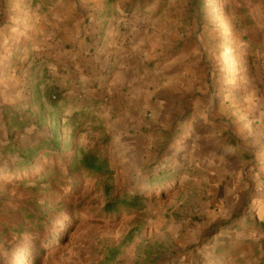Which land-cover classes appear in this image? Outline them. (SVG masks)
<instances>
[{"label": "rangeland", "instance_id": "obj_1", "mask_svg": "<svg viewBox=\"0 0 264 264\" xmlns=\"http://www.w3.org/2000/svg\"><path fill=\"white\" fill-rule=\"evenodd\" d=\"M31 1L0 0V170L14 167L0 174V231L20 223L21 206L50 212L51 222L43 233L24 235V243L5 241V252L0 240V264H210L224 243L242 249L235 262L264 264V36L256 38L264 33V0H168L160 11L154 0L142 11L135 7L129 18L124 10L131 0H108L109 28L118 37L112 32V43L103 47L93 40L98 45L90 46L89 56L83 48L82 58L107 59V71L124 60L131 88L73 94L89 120L75 138L76 150L98 152L112 175L83 176L76 188L56 190L43 183L44 159L19 171L21 161L13 154L51 134L48 118L43 128L34 123L38 107L31 102L42 71H53V48L44 33L33 43L29 20L33 9L46 10L50 0H35V6ZM105 1L90 2L96 16ZM96 30H88L90 38ZM21 33L30 41L22 42ZM4 108L21 116L24 111L30 126H7ZM80 110L58 108L63 142L71 115ZM181 114L189 119L180 121ZM165 132L173 142L161 162L183 176L160 190L146 189L154 200L139 212L98 218L106 199L139 187L157 163ZM232 136L252 161L222 152ZM62 163L48 161L65 170ZM47 200L54 209L43 207ZM232 218L253 227L205 241L212 227Z\"/></svg>", "mask_w": 264, "mask_h": 264}, {"label": "trees", "instance_id": "obj_2", "mask_svg": "<svg viewBox=\"0 0 264 264\" xmlns=\"http://www.w3.org/2000/svg\"><path fill=\"white\" fill-rule=\"evenodd\" d=\"M154 0H131L129 1V8L124 10L126 18L131 16L130 11H132L135 7L140 11L145 9V7L151 5ZM254 1V0H252ZM32 4L36 5V1L32 0ZM108 3V2H107ZM168 0H158L157 10L160 11L167 7ZM241 1V5H242ZM33 4V6H35ZM110 3L106 4L109 6ZM255 4V2H252ZM48 9V7H46ZM44 10L45 12L47 11ZM243 9H246L243 3ZM4 10L0 14L1 17H4ZM4 14V15H3ZM3 15V16H2ZM85 17L83 24L89 26V30L91 28V23H93L94 19H99L106 17L105 15H97L95 13L94 17ZM110 17H106V23L110 22ZM2 22V19H1ZM0 22V23H1ZM89 23V24H88ZM105 23V22H104ZM14 29V28H13ZM12 29V30H13ZM98 30V29H97ZM96 30V31H97ZM21 31V30H20ZM19 32L17 30L15 33ZM102 31H97L93 36H87V44L88 47L84 50L85 54L87 52V56L93 53L90 46L93 44L101 45V47L106 45L108 40H105ZM28 34L21 33V41L25 42L26 40L30 41V37ZM264 33L259 34L256 38L263 39ZM107 39V38H106ZM93 40H97L98 42H93ZM253 44V43H252ZM257 45V44H254ZM40 59V58H39ZM166 63V62H164ZM108 67H106L104 71L105 76H109L111 74V70L107 71ZM47 71V72H45ZM42 80L38 84H36L35 88H33L32 92L34 93V98L32 99V104H36L38 107V112L35 113L33 119L34 123L40 128H43V124L45 119L48 118L46 122L49 126L50 136L44 138L43 140L34 142L30 144L26 148H21L13 152L14 155L18 157V160L21 161L17 163L20 170H29L34 165H42L41 160L44 159L46 163L43 167L42 176H46L43 183L49 184L51 186V190L61 189L64 186L76 188L77 187V179L83 176H89L90 178H98L103 177L104 175L111 176L113 169L109 167L108 160L104 157L99 156V153L95 150H91L88 152H84L82 150H76V141L75 138L78 134L82 133V127L89 121L84 114V109L87 107L82 105L81 100L76 96L77 94H73V92H82L83 90H87L89 87L81 88L79 84H73V86H68V80L65 85L59 84L57 80H53L51 77V73L48 72L47 68L42 71ZM70 84V82H69ZM73 94V95H69ZM93 107V106H90ZM58 108L61 109H82L79 112H75L71 115L67 125L70 127V132L66 134V140L63 142L61 132L64 129V126L61 124V117L57 113ZM4 114L2 119L6 122V125L13 126L14 130L24 131L29 124L28 118L22 114L14 112L9 108H4ZM7 116L10 117L9 123L7 120ZM189 119V115H180V121H186ZM191 122V120H189ZM66 128V126H65ZM163 137L166 139V143L163 148L160 150V154L157 158L156 165L149 166L147 168L148 172L141 179L142 181L139 184V187L130 190L128 193L120 194L119 196H112L109 199H106V202L103 207V214L99 215L98 218H105L106 216L116 215L122 212L125 213H133L139 212L143 209L144 203L150 202L154 200V196H151L147 190L157 189L160 190L164 185H168L175 180H178L182 174H177V172H172L170 170H165L166 165L169 163H162L161 159L166 155L169 151V145L173 142V138L165 132ZM238 140L236 137L232 136L226 142L222 144V152L226 154L234 155L235 157L241 158L244 161H252L253 157L248 152H243L239 148H237ZM11 150V148H8ZM76 150V151H75ZM71 153L67 158L63 157L64 153ZM60 158L63 161V165L65 166V170L63 167H56L48 164L50 159L56 160ZM14 167H7L4 170H0V174L2 172H12ZM47 191L49 194V198L52 197L51 192ZM110 189L107 191L106 197L110 193ZM163 191V190H161ZM48 198V199H49ZM39 200V199H38ZM37 201V200H36ZM38 202V201H37ZM50 200H47L43 203V207L45 209H54V206L49 203ZM39 203H42L39 201ZM24 208V209H23ZM26 208V209H25ZM40 213L34 209L29 210L27 206L19 207V213L21 214L19 220L20 223L18 225H13L12 223L8 224L4 231H0V240L3 242V248L1 251H6L7 246H5V241H11L13 238L16 242L24 243L25 236L31 232L33 233H43L45 229L48 228L51 220L50 212ZM235 218L225 222L224 224L214 226L208 231V235L205 241H211L208 237L210 235H217V233L225 234L226 231H243L244 229H252V224L249 220H245L242 226L237 223ZM255 225V224H254ZM262 225V223L260 224ZM242 227V228H240ZM258 231V230H257ZM211 233V234H210ZM205 245V244H204ZM242 249L239 247H229L226 243L217 246L213 253V258L210 264H239L235 262V259L238 257L239 253Z\"/></svg>", "mask_w": 264, "mask_h": 264}, {"label": "crops", "instance_id": "obj_3", "mask_svg": "<svg viewBox=\"0 0 264 264\" xmlns=\"http://www.w3.org/2000/svg\"><path fill=\"white\" fill-rule=\"evenodd\" d=\"M92 1L96 0H50L46 12L40 9H33V16L31 15V19H29L32 23L30 32L34 35L33 43L39 41L41 33H44V36L49 38L48 46L53 48L52 62L50 63L53 71L49 73H51L53 80L59 81V84L65 85L68 80L70 82V84L68 82V86L79 84L81 88L89 87L86 90L87 92H122L124 87L131 88L128 83L130 75L124 72L127 62L124 60L120 62L119 60L117 68L115 70L110 69L111 74L105 78L104 71L107 65L110 64V62H105L107 59L96 60V58H93V60H84L82 58L83 48L85 50L88 47L86 37L89 36V26L84 25L83 21L88 15L94 17L97 12L95 10L97 7L94 8L95 5L90 3ZM106 4L103 5L104 12L98 15L110 16L111 7ZM87 9L90 12H86ZM29 12L31 10L27 11V13ZM106 17L101 18L99 16V19H94L91 27L94 30L97 28L102 31L105 40H108L107 43L111 44L112 42L110 41L114 39L111 37L112 32H114L113 35L115 37L117 36V31L114 28L113 31L110 30V22L106 23ZM36 38H38L37 41ZM54 41L55 44L53 43ZM71 42H74V45H78L72 53L69 46ZM65 53H68V55ZM83 53L85 54L84 51ZM121 74L125 75V80L123 81ZM117 112H120V110H117ZM22 114H25V112L23 111ZM25 116L27 117V114Z\"/></svg>", "mask_w": 264, "mask_h": 264}]
</instances>
